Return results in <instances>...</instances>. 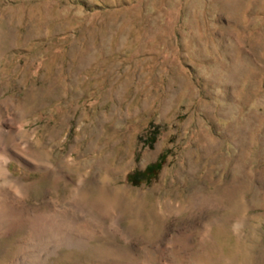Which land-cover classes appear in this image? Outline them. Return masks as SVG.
<instances>
[{
    "label": "rangeland",
    "instance_id": "rangeland-1",
    "mask_svg": "<svg viewBox=\"0 0 264 264\" xmlns=\"http://www.w3.org/2000/svg\"><path fill=\"white\" fill-rule=\"evenodd\" d=\"M2 130L26 204L82 213L0 264H264V0H0Z\"/></svg>",
    "mask_w": 264,
    "mask_h": 264
},
{
    "label": "bare ground",
    "instance_id": "bare-ground-1",
    "mask_svg": "<svg viewBox=\"0 0 264 264\" xmlns=\"http://www.w3.org/2000/svg\"><path fill=\"white\" fill-rule=\"evenodd\" d=\"M4 130L0 131V150H1V147L6 145V142L5 141H2V137L5 133H3ZM7 132V131H6ZM9 133V132H7ZM16 135H19V132L16 134ZM16 135L13 134V137L15 136V138L11 137V134H10V144H12V142L14 143L15 140H16ZM8 136V135H6ZM5 137V136H4ZM3 137V138H4ZM19 137V136H18ZM18 139V138H17ZM7 140V139H6ZM17 141V140H16ZM19 141V140H18ZM5 142V143H4ZM20 142V141H19ZM30 144V143H29ZM28 144V145H29ZM14 146V144H13ZM9 147V146H8ZM11 147V145H10ZM15 147V146H14ZM29 147V146H28ZM27 147V148H28ZM5 148V146H4ZM7 149V148H6ZM15 149V148H14ZM18 150V149H17ZM31 150V149H30ZM19 150V154L22 155L21 157H23L27 162L29 163H33V162H36L37 161V164H38V158H40V156H36L33 152V150ZM9 151V149H8ZM11 151V150H10ZM15 153V151H13ZM18 151H16L17 153ZM10 153V152H9ZM9 153H6V152H3V151H0V238L1 237H7L9 236L10 234H12V230L15 229L16 227H14L15 225H13L14 223H17L18 225H23L25 226L27 230V232L25 233L24 236H22L23 238H20L17 240V244H20V242L22 243V240L24 239H27V238H31V240H33V236L34 235H30L29 233L30 232H33L35 230H37L39 227H41L42 225L44 224H50L51 225V228L54 229V227L57 229V228H61L64 232L65 231H73L75 230V223L77 220H75L76 218V214L79 212L82 213V210H79L75 204V199L77 198H74V195H73V191H71L72 193H70L69 197H67V200L65 202H63V205L61 206L60 202L58 204V202H55L56 203H50L49 205L48 204H42V208H39L38 207H29L26 202L29 200L27 198L28 196V191H29V187L28 185H26L24 182H22L21 179H16L14 178L8 171L7 169V164H8V161L9 159H11V156L9 155ZM13 153V154H14ZM15 153V154H16ZM18 154V153H17ZM16 154V155H17ZM19 157V156H18ZM71 157V156H70ZM42 158V157H41ZM40 158V159H41ZM69 158V157H68ZM72 159H67V167L70 168L69 164H70V161ZM40 162V160H39ZM41 163V162H40ZM34 164V163H33ZM25 165V164H23ZM41 165V164H40ZM44 165V164H43ZM46 165V164H45ZM35 166V165H34ZM42 167V165H41ZM50 167V166H49ZM33 168V167H32ZM48 168V167H47ZM37 169V168H36ZM43 169V167H42ZM31 170V169H30ZM33 170V169H32ZM44 172V171H43ZM49 173V172H48ZM45 174V173H44ZM47 174V172H46ZM50 174V173H49ZM48 176V175H47ZM66 179V178H64ZM63 181V180H62ZM57 185V184H56ZM73 190V189H71ZM19 193L20 195L16 196L17 193ZM15 194V195H14ZM75 194V193H74ZM78 194V193H77ZM28 200H27V199ZM27 200V201H26ZM26 201V202H25ZM77 201V200H76ZM37 204V203H36ZM39 204V203H38ZM30 205V204H29ZM34 205V204H33ZM59 205V206H58ZM85 211V210H84ZM14 222V223H13ZM84 222V220H83ZM86 222V221H85ZM80 223V222H79ZM16 224V225H17ZM80 224H83V223H80ZM87 224V223H86ZM17 225V226H18ZM84 225V224H83ZM80 226V225H79ZM96 226V225H95ZM84 227V226H83ZM82 227V228H83ZM46 228V227H45ZM87 228V227H86ZM85 228V229H86ZM90 228V227H89ZM88 228V229H89ZM93 228V227H92ZM97 228V227H96ZM23 229V228H22ZM40 229V228H39ZM49 229V228H48ZM87 229V231H88ZM19 230V229H18ZM17 230V231H18ZM61 230V232H62ZM77 230V229H76ZM96 230V229H95ZM23 231V230H22ZM49 231V230H47ZM83 231V230H82ZM100 231V230H99ZM98 231V232H99ZM55 232V231H54ZM86 232V231H85ZM92 232V231H91ZM97 232V231H96ZM24 233V231H23ZM22 233V235H23ZM40 233V232H39ZM46 233V231H45ZM95 233V232H94ZM55 234V233H54ZM72 234V237H73V233ZM79 235L81 233H78ZM83 234V233H82ZM85 234H88L91 235V233L89 234L88 232L84 233ZM38 235V234H37ZM76 235V234H75ZM74 235V238H76ZM98 235V233H97ZM12 236V235H11ZM38 236H41L40 234ZM70 235H68L69 237ZM83 236V235H82ZM81 236V237H82ZM27 237V238H26ZM35 237V236H34ZM79 237V236H78ZM80 237V239H81ZM40 238V237H39ZM38 238V239H39ZM67 238V236L65 237ZM65 238H63L65 240ZM70 238V237H69ZM91 238V237H90ZM35 239V238H34ZM77 239V238H76ZM79 239V238H78ZM77 239V241H78ZM85 239V238H84ZM84 239H82L81 241H85ZM89 239V238H88ZM67 240V239H66ZM27 241V240H26ZM69 241V240H68ZM73 241V240H72ZM77 241H76V244H77ZM28 242V241H27ZM33 242V241H31ZM63 240H62V243L61 241L59 240L57 243H60L58 245V247L56 249H59L62 245H63ZM71 242V241H69ZM68 242V243H69ZM75 242V241H74ZM73 242V243H74ZM67 243V242H66ZM72 243V242H71ZM70 243V244H71ZM80 243V242H79ZM78 243V244H79ZM85 243V242H84ZM84 243L80 244V245H83L84 246ZM16 244V245H17ZM26 244V243H25ZM56 244V243H55ZM75 244V243H74ZM76 244L74 246H76ZM22 245V244H21ZM18 246V245H17ZM56 246V245H55ZM54 246V248H55ZM70 246V245H68ZM87 246V245H85ZM23 247V245H22ZM25 247V246H24ZM73 247V244L72 246ZM76 248V247H75ZM30 249V248H29ZM20 250V249H19ZM22 250H25L22 248ZM21 252V251H20ZM55 252V251H54ZM19 253V252H17ZM24 253V252H23ZM22 253V254H23ZM21 254V255H22ZM15 257H16V254H14ZM13 255V256H14ZM55 255V254H53ZM58 256V255H57ZM50 258V257H49ZM18 259V258H17ZM46 260V259H45ZM34 261V260H33ZM36 262V261H35ZM34 262V263H35ZM32 264V263H31ZM37 264V263H36Z\"/></svg>",
    "mask_w": 264,
    "mask_h": 264
},
{
    "label": "trees",
    "instance_id": "trees-1",
    "mask_svg": "<svg viewBox=\"0 0 264 264\" xmlns=\"http://www.w3.org/2000/svg\"><path fill=\"white\" fill-rule=\"evenodd\" d=\"M154 138V137H153ZM152 140V137H151ZM163 164V156H160L157 161L145 168L143 172H135L133 177L136 179H147V181L151 180L152 177L160 170Z\"/></svg>",
    "mask_w": 264,
    "mask_h": 264
}]
</instances>
